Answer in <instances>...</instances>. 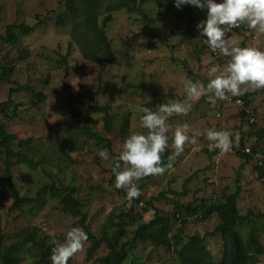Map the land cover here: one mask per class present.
Here are the masks:
<instances>
[{"label":"rangeland","instance_id":"rangeland-1","mask_svg":"<svg viewBox=\"0 0 264 264\" xmlns=\"http://www.w3.org/2000/svg\"><path fill=\"white\" fill-rule=\"evenodd\" d=\"M61 2L0 0V63L11 64L14 68L8 76L9 81H0V105L8 100L9 90L15 89L17 84L27 85L34 92L46 96L44 102L34 104L28 91L13 92L10 97L12 105L6 115L0 114V124L5 125L7 132L14 134L17 140H31L34 154L29 157L38 163L34 171L23 164L15 165L11 170L13 186L21 196L31 200L26 207L14 213L8 210L12 203L9 193L0 199V228L4 235L9 236L5 246L19 243L20 239L13 236L21 230L29 233L32 228L37 229L33 237L35 242L43 238L46 246L52 247V241L61 242L70 227H79L85 232L84 227L87 226L95 236L101 234L103 227L116 228L120 214L129 210L130 203L119 193L122 189L114 187L111 157L117 154L127 135L143 131L139 127L138 109L150 102H155L152 109L155 110L161 103L184 100L181 78L206 82L210 78L207 69L212 64L223 65L227 61L224 56L216 61L199 39L202 37L195 25L205 18V10L190 5L177 9L172 0H147L145 8L149 19L124 10L111 14L112 19L105 33L115 56L114 62L102 69L93 62L83 60L78 46L72 42L69 25H54L55 16L63 11ZM104 16L101 13L99 22ZM190 18H193L192 33L185 35ZM11 25H25L32 27V31L21 36L18 44L12 45L4 37ZM230 40L240 46L264 49V34L251 29L245 34L233 35ZM68 49L70 53L64 58ZM99 86L101 91L91 98L79 97L96 92ZM245 93H252L249 108L256 111L254 129L240 117L243 108L240 96L243 94L227 100L206 96L193 98L189 101L191 107L186 114L169 117L170 129L184 123L188 124L190 135L208 127L224 129L230 132L233 144L243 134L244 145H252L259 140L264 151V132L259 138L255 133L257 128L264 127V89ZM71 95L74 102L70 100ZM89 105L108 108L104 113L91 115L87 121L94 132L110 140L108 161L98 156L101 148L71 126H82L84 119L77 115L72 117L69 108L77 113ZM126 113H129L128 126L123 133H119V121ZM106 118L110 131L104 128ZM207 143L203 136L197 137L193 143H185L184 150L170 161L171 167L166 168L164 173L145 176L137 184L143 187L146 199H154L153 206L159 214L171 218L174 202L187 205L195 199H203L213 204L220 203L222 195L233 192L237 186V210L248 219L238 227L244 236L251 225L250 220L259 226L264 224V180L256 176L252 161L245 163L233 151L220 154L209 151ZM171 153L172 148H166L162 162L169 163ZM3 159L4 155H0V168ZM23 173L30 174L33 182H24L21 179ZM46 184L75 189V197L85 216L83 226L79 223V216L62 212L60 195L51 197L47 194L43 196V203L34 202L36 192ZM133 211L139 212L137 209ZM142 218L144 222H149L153 219V211L143 214ZM129 219L126 217L124 221L127 239L132 237L137 226ZM197 219L188 217L184 226L172 223L169 235H177L181 244L191 237L204 238L202 244L216 261L221 254L222 241L219 236L207 234L216 226L217 217L213 214L210 220L203 222ZM260 242L264 246V235ZM89 246L90 242L85 241L81 249L69 258V264H97L96 258L107 252L101 245L92 258L86 260ZM20 248L16 253L18 264H40L36 246L28 243ZM198 253L205 252L198 250ZM134 254L138 259L129 258L125 264L177 263L173 249L152 246L149 242L138 244ZM256 264H264V254Z\"/></svg>","mask_w":264,"mask_h":264},{"label":"trees","instance_id":"trees-1","mask_svg":"<svg viewBox=\"0 0 264 264\" xmlns=\"http://www.w3.org/2000/svg\"><path fill=\"white\" fill-rule=\"evenodd\" d=\"M147 0H62L60 6L63 11L57 14L54 18V25L57 27H65L69 25L71 28V39L76 46H78L81 57L83 60L93 62L101 68H105L114 62V51L111 46V41L107 38L105 28L111 21V14L113 12L124 10L129 14L141 15L143 19H149L146 13ZM101 8L103 11L100 12ZM101 13L105 14L104 18L99 22ZM159 18V17H158ZM192 21L189 19L187 30L185 35L192 33ZM249 28L240 27L236 30L227 33V38L230 40L233 35L245 34ZM32 31V27L25 25L9 26L5 33V40L10 44L15 45L19 43V38L25 36ZM19 34V37L17 34ZM206 47V45H205ZM70 53V49L67 50L64 58ZM214 53L211 51V54ZM23 56V55H22ZM213 56V55H212ZM222 55L216 52L214 59L221 60ZM13 66L11 64L0 63V81H9L8 76L13 72ZM65 75L67 69L64 70ZM192 79H194L192 75ZM48 81V77L45 83ZM194 81V80H193ZM18 91H28L34 104L42 103L45 101L46 96L41 92H34L31 87L25 85L16 86L15 89L9 90L8 100L0 105V114L6 115L7 110L12 105L11 94ZM101 91L99 86L96 92L90 94H81L80 98H91ZM252 93H244L240 96L243 102V108H241L240 117L244 120L248 126L252 129L255 128L256 123H250L248 121V114L245 109L249 108ZM70 100L74 102V97L71 95ZM161 103V102H160ZM163 104V103H161ZM155 102L146 104V107L153 109ZM72 117L82 116L84 123L82 126L72 124L71 126L79 130L85 139L92 141L98 148H111V142L109 139L101 137L97 132H94L88 125L87 121L93 114L104 113L106 106L89 105L86 109L80 110L74 113L72 108H69ZM252 109V108H251ZM15 110V109H14ZM256 118V111L252 109ZM77 115V116H76ZM107 117V114H105ZM125 117L119 121L118 132L123 133L128 126L129 113L124 114ZM104 128L110 131V126L107 118L104 121ZM264 132V127L257 128L255 130L257 138H259ZM236 144H233L231 151L235 156L242 159L245 163L252 161V157L244 152V148L248 147L251 152L259 151L264 155V151L260 148L259 140L254 144L244 145L243 134ZM233 138V137H232ZM234 141V140H233ZM30 139L17 140L14 134L7 132L5 125L0 124V155H4L3 166L0 168L2 172L0 174V199L5 197L6 193H9L12 203L8 207L10 212L16 213L20 211L22 207H26L31 198L23 197L19 194L18 190L12 184L11 170L15 165L23 164L31 170H35L38 163H34L29 155H33L31 151ZM166 151V150H165ZM209 155V153L206 151ZM217 154H220L219 150H213ZM253 162V161H252ZM254 164V163H253ZM253 170L256 176L264 180V167L253 165ZM21 179L24 182L32 183V176L28 173L21 174ZM141 194L137 198L129 201L130 207L125 214H120L119 222L116 224V228L103 227L101 234L95 236L89 231L87 226L84 230L87 234L86 242H90V246L86 251V260H89L94 255L95 251L104 245L107 252L103 256L96 258L97 264H125L127 259H133L136 261L134 254L138 244L149 242L152 246H163L166 249H173L176 254V264H256L258 258L264 254V246L261 244L260 239L264 235V224L258 225L254 220H250L251 224L247 233L242 236L238 227L243 222H248V219L241 216L237 210L236 200L239 195V188L236 186L235 190L231 193L222 195L221 202L211 203L206 200H193L192 203L187 205L174 202L173 216H161L159 211L153 206L154 199H146L144 190L141 185H138ZM120 194L125 196V191L119 190ZM49 194L51 197L60 195L61 210L64 213L70 214L73 217H80L79 223L83 226L85 219L84 214L80 210V202L75 197V189L70 186L65 188L55 187L53 184L43 185L35 195L34 202L43 203V196ZM142 201L143 206L138 207V203ZM198 201L199 204L196 202ZM139 210L134 213L133 210ZM153 211V219L149 222H144L142 215ZM215 214L217 217V224L213 231L207 236H219L222 241L221 254L218 260L214 261L213 257L207 251L202 244L204 238L198 236L191 237L187 242L180 243V239L177 235H169L172 232V223H179L180 226H184L187 223L188 217H197L198 221L203 222L211 219V216ZM130 217V222L137 223L132 237L127 239L124 228L125 218ZM243 221V222H242ZM37 232L36 228H32L31 232L19 231L13 238L20 239L19 243H11L9 246H5L9 236L4 235L0 228V262L2 264H18L19 258L17 254L20 248L24 244L32 243L37 247L39 254L40 264H51L49 256L52 246H46L43 238L35 242L33 237ZM198 250L205 253H198ZM208 254V255H206ZM69 264V260H68Z\"/></svg>","mask_w":264,"mask_h":264},{"label":"clouds","instance_id":"clouds-1","mask_svg":"<svg viewBox=\"0 0 264 264\" xmlns=\"http://www.w3.org/2000/svg\"><path fill=\"white\" fill-rule=\"evenodd\" d=\"M177 9L184 5L205 10V18L195 25L201 43L212 52L227 57L223 65L212 64L207 69L210 77L206 82L193 81L187 77L180 80L184 100L159 104L155 110L142 106L138 109L141 132H132L121 142L117 154L111 157L114 187L125 191L129 201L140 196L137 182L148 175H158L171 167L170 161L184 150L185 143H193L203 136L208 141L209 151L229 152L233 138L228 130L212 127L189 134L188 124H179L170 129L168 119L173 114H186L193 98L206 96L209 99L227 100L248 91L264 89V49L240 46L226 36L229 28L241 24L264 34V0H172ZM171 147L169 163L162 162L166 148ZM98 156L110 160L107 149H99ZM123 165V166H122ZM87 240V234L79 227H70L61 242L52 241L51 264H68Z\"/></svg>","mask_w":264,"mask_h":264},{"label":"built area","instance_id":"built-area-1","mask_svg":"<svg viewBox=\"0 0 264 264\" xmlns=\"http://www.w3.org/2000/svg\"><path fill=\"white\" fill-rule=\"evenodd\" d=\"M240 27H243L244 29L246 28L245 25L241 24L238 27L229 28V30L227 31V33L230 32V31L236 30V29H238ZM227 33H226V36H227ZM215 54H216V52L212 53L213 56ZM237 101L240 102V100H237ZM242 104H243V102H242ZM245 111L248 114V121L250 123H254L256 121L254 111L251 108H247V109H245ZM244 152L252 157V161H253L254 164H256L258 166H263L264 167V155L263 154H261L259 151H256V152L253 153V152H251V150L248 147L244 148ZM142 206H143V202L140 201L138 203V207H142Z\"/></svg>","mask_w":264,"mask_h":264}]
</instances>
